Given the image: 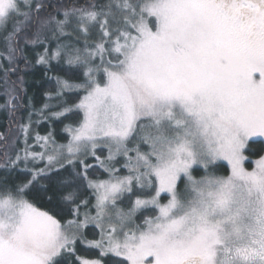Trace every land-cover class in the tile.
Returning a JSON list of instances; mask_svg holds the SVG:
<instances>
[{
  "label": "snow or ice",
  "instance_id": "1",
  "mask_svg": "<svg viewBox=\"0 0 264 264\" xmlns=\"http://www.w3.org/2000/svg\"><path fill=\"white\" fill-rule=\"evenodd\" d=\"M97 25L99 38L89 43ZM0 29L9 61L21 33L32 45L55 41L36 63L57 62L58 97L84 93L53 113L82 114L65 125L66 144L25 149L5 165L23 159L25 178L0 179V264H73L77 242L127 264H264V154L244 166L252 145L264 152V0H0ZM51 135L38 137L43 147ZM117 155L127 175L116 174ZM90 156L108 179L90 177ZM29 158L44 167L28 168ZM221 160L227 175L217 174ZM85 185L96 215L62 224L58 213L78 217L90 203L81 199ZM125 193L136 195L127 210L117 203ZM37 199L53 209L41 210ZM147 208L155 215L136 224ZM92 222L99 239L83 231ZM76 264L103 261L77 256Z\"/></svg>",
  "mask_w": 264,
  "mask_h": 264
},
{
  "label": "trees",
  "instance_id": "2",
  "mask_svg": "<svg viewBox=\"0 0 264 264\" xmlns=\"http://www.w3.org/2000/svg\"><path fill=\"white\" fill-rule=\"evenodd\" d=\"M56 1L58 0H44L45 3L51 2L53 4H56ZM61 1L62 3L60 5H71L74 3L84 4L86 2H94V0ZM48 10L51 11L52 9ZM58 16H60V14H58ZM45 46L55 48L56 43L51 42L50 45L47 42L45 45L28 44L25 41L24 34L21 33L18 39L13 42V47L17 48L18 50L14 52L13 59L11 61H9L8 59V52L5 45L3 46V55L5 57H2L0 61V143L2 144L1 148L3 147V145H7V147L5 148L6 150L4 149L5 151L3 152V156H1L0 158V179H3L6 175L9 174V179L16 178L18 181L25 178L20 174V170L23 169L22 165L17 164L16 166L10 167H5V165L9 164L10 161L14 160L15 158V154L13 153V145L19 140L17 136L22 130L21 125H25V119L31 117L28 116L31 113L29 108H31L32 105L33 110L42 109L47 102L46 97H48V95L51 96L57 92L56 77L63 75V73L58 71L57 64L53 62H51L50 66L40 65L36 63L37 53L43 52ZM83 94V92H75L74 94L67 95L66 105L77 103L80 96H82ZM9 113H14L19 117V123H17V127H15L16 125ZM80 119L81 114L69 113L66 114V116L60 117V119H58L56 123H52L50 126L54 128H51V130L56 135V140L60 143L66 142L68 136L62 131V127L64 130L65 125L76 126ZM44 128L46 130H44L43 132L46 133L49 127L48 125H44ZM260 147V145H252L250 150L245 153L246 156L250 159H257L259 154L264 153L260 151ZM101 152H103L102 149L96 150V154L103 158L104 152ZM92 161L94 162L95 158ZM115 162L116 163H114V166H119V168L123 167V160L119 161L118 158ZM40 165L42 166V163ZM39 166L36 167L39 168ZM246 166L248 169H250L252 167V164L250 162H247ZM94 167L97 169V171L95 172L96 176L92 179H105L107 177V174L104 171L100 170L96 166H93L92 169ZM217 174L227 175L228 168L226 167V165L218 164ZM194 175L196 177L200 176L196 172H194ZM82 192L83 195L81 199L92 200V198H94L92 191L88 189L86 185L82 189ZM134 192H137L138 194V190H135ZM134 198H136L135 194H126V196L124 197L126 203L127 201H131ZM34 202L36 206L41 210L51 211L53 209V205L49 204L46 199H37ZM77 203H80V201H77ZM83 205L84 204H80L79 211L85 209ZM154 213L155 210L152 208L141 211L136 216V223L137 221L140 222L139 220H143L145 216L155 215ZM73 217L74 216L71 215L58 213L56 218L60 220L62 224H65L68 220H72ZM92 230L94 232L93 234ZM85 235L89 240L91 238H98V233L95 232L92 226H88L85 229ZM77 256L92 259H102L103 264H126L125 260L121 258H114L115 256L111 255L101 258L98 249H89L84 244H80L79 242L76 249V255L71 258L73 264H76Z\"/></svg>",
  "mask_w": 264,
  "mask_h": 264
},
{
  "label": "rangeland",
  "instance_id": "3",
  "mask_svg": "<svg viewBox=\"0 0 264 264\" xmlns=\"http://www.w3.org/2000/svg\"><path fill=\"white\" fill-rule=\"evenodd\" d=\"M100 1V3H99ZM107 0H98L97 4H103V3H106ZM59 18H62V14H60ZM11 29V22H9V25H8V30ZM5 31L3 29H0V61L2 59V57H5L3 55V46H4V42H3V39L2 37L5 35ZM76 34L74 33L73 34V37L72 39L73 40H76ZM99 38V26L97 25V27L93 30L92 32V35L89 39V43H93L95 40H97ZM83 38H80V46L83 45ZM53 43H55V41H53ZM53 63L57 64L56 61H52ZM97 63H99V59L97 58ZM57 93V92H56ZM53 94L51 96L48 95V97H46L47 99V102L45 103V105L43 106L42 109L40 110H33L32 108V105H31V108L30 109V114L28 115L30 118H27L25 119V124L27 125V132H25L24 130H21V132L18 134V138L19 140L13 145L14 147V150H13V153L15 154V158L14 160H16V155L17 153L20 154L21 157L24 156V150L27 149V151L29 152H34V153H42V152H48L50 153L52 151L53 148H55L57 145H60V144H66L68 142V139H69V135H68V132L65 131V128L63 130V127H62V131L64 132V134H66L68 136V139L66 142L64 143H60L56 140V135L51 131V128L54 129L53 127H51L50 125L52 123H56L58 119H60V117H63V116H66V114H69V113H65L63 116H59V117H56L53 115V113H58V112H61L62 109L68 105H66V102H67V95H71V94H74L75 92H64L62 96H57V94ZM47 105V107H46ZM32 114V115H31ZM81 118H82V114H81ZM143 123H148L147 120H144L142 121ZM44 125H48V131L46 133H44L43 131L46 130L44 128ZM49 133H51V138L48 142V145L47 147H43L42 145H44V140L43 139H38V137H47L49 135ZM17 135V134H15ZM139 139V136L137 137H134L133 139H131V141L128 143V147H135L136 144H137V141ZM52 141H55V144L52 143ZM20 144H21V148H20ZM18 145V147H17ZM140 148L142 151H147L148 150V147L146 144H143V143H140ZM98 149H102L103 152H104V157L106 155H108V148L101 145L97 148ZM101 152V153H103ZM264 154V153H263ZM129 155L131 156H134L135 153L134 152H130ZM246 155V154H245ZM101 158V159H104ZM107 157V156H106ZM247 157V156H246ZM95 157H89L88 158V163L91 164L92 166H96L98 167L100 170L104 171L103 168L99 167V164L97 163L96 159L95 161L93 162L92 160L94 159ZM119 158V161H122L123 160V167L122 168H119V166H115V168L117 169V173L118 175H127L128 174V169H126L124 167V164L126 162V158L123 156V155H117L116 156V159L112 162L113 164L116 163L115 161ZM258 159V158H257ZM256 159H250L247 157V159L245 160L244 162V166L245 168H247L246 166V163L247 162H250L252 164V167L248 170H251L255 164H254V161ZM118 162V161H117ZM42 163V166L40 165ZM44 161H40L39 159H37L35 162H32L31 159L29 158V163H28V168H32V167H38L39 165V168H42L44 167ZM17 164H20L22 165V167L24 168V161L23 159L17 161ZM16 164V165H17ZM218 164H223V165H226V167L228 168V165H227V162L226 161H218L217 162V165ZM122 169V170H121ZM124 169V170H123ZM97 171V169L94 167L93 169H90L89 170V173H90V177L93 178L95 177V172ZM105 172V171H104ZM194 172H196L198 175H203V168L201 166H194V171H193V175H194ZM107 174V177L105 179H100V180H106L109 178L108 176V173L105 172ZM195 176V175H194ZM199 178V177H197ZM181 187H183V183L181 182ZM91 190V189H90ZM92 191V190H91ZM135 191V189H134ZM93 193V192H92ZM126 194L128 193H125L124 196L121 198L120 201H118V206L127 210V208L131 207V203L132 201L135 200L132 199L131 201H127V203L125 202V199L124 197L126 196ZM94 198H92V200L88 199V201H91V203H89L88 205H83V207L85 209L79 211V216L76 217L74 216L72 220H75V219H79V220H83L84 219V214L85 213H88L90 216H95L96 215V209L94 207L95 203H96V199H95V195L93 194ZM161 196L162 197H165V199H162L161 200V203H166V194L165 193H161ZM124 199V200H123ZM89 209V210H88ZM149 209V208H147ZM145 209H141L139 211H137V213L135 214L134 216V222L136 223V216L138 215V213H140L141 211H143ZM155 214V213H154ZM140 222L137 221L136 224H141L143 220H139ZM93 227V229L95 230V232L98 233V238H100V229L96 227L95 223L92 222V223H88L87 226L83 229L84 233H85V229L87 227ZM97 229H95V228ZM105 227L107 228L108 225L105 224ZM93 230H92V234H93ZM92 239H95V238H91L90 240ZM86 246V245H85ZM78 247V242L76 244V249ZM87 247V246H86ZM111 256H114V255H111ZM80 257V256H79ZM83 258H86V259H92V258H87V257H83ZM114 258H118V259H123V257H114ZM124 260V259H123ZM125 263L127 264V262L125 261Z\"/></svg>",
  "mask_w": 264,
  "mask_h": 264
},
{
  "label": "flooded vegetation",
  "instance_id": "4",
  "mask_svg": "<svg viewBox=\"0 0 264 264\" xmlns=\"http://www.w3.org/2000/svg\"><path fill=\"white\" fill-rule=\"evenodd\" d=\"M94 2L95 3H97L98 2V0H94ZM62 3V1L61 0H58V1H56V4H61ZM2 150L3 149H1L0 151L2 152ZM2 156H3V152H2Z\"/></svg>",
  "mask_w": 264,
  "mask_h": 264
}]
</instances>
